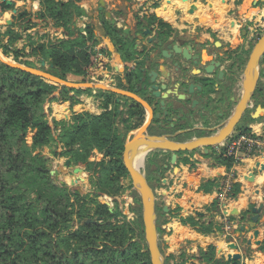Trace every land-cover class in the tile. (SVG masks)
<instances>
[{
    "label": "trees",
    "instance_id": "16d2710c",
    "mask_svg": "<svg viewBox=\"0 0 264 264\" xmlns=\"http://www.w3.org/2000/svg\"><path fill=\"white\" fill-rule=\"evenodd\" d=\"M7 1L0 0V16L14 9V5H9ZM81 1L69 0L64 3L59 0H40L37 19L53 21L55 26L64 29L66 38L47 41L43 36L39 41L31 42L27 48H30V56L40 58L50 66L48 70L42 68L43 71L63 81H68L69 76H75L83 78L85 84L100 83L110 75V53L99 42L93 24L83 29L76 27L75 20L83 16V9L79 6ZM124 1L130 3L132 0ZM31 18L32 15L27 11L17 16V20L26 22L29 29L32 26ZM137 20L140 32L141 28L149 30L151 35L155 34L165 44L174 34L169 25L155 17L138 16ZM105 25L106 33L112 37L115 45L122 47L123 51L126 49V52L121 53L124 62L132 61L126 46L132 49L134 43L120 38L122 30L107 23ZM12 36L16 37L12 30L7 34L0 32V48L4 54H12L16 63L37 69L36 64L24 62L26 48L11 49L14 40ZM6 37H10V42L4 47L2 39ZM135 70L139 68L126 73L128 87L118 78V89L134 92L139 84V75ZM58 90L60 94L55 96ZM88 91L75 92L82 94ZM70 92L69 88L49 84L42 78L0 60V264H151L136 189L131 187L132 201L128 205V210L136 216L134 219L119 222L121 212L118 203L115 201L114 209L110 207V199L123 191L121 180L129 177L123 161L126 141L131 132L144 125L147 112L142 105L133 101L134 105L127 106L119 114L120 105L115 103L116 99L131 100L112 92H101L105 101L102 103L104 112L100 117L88 113L73 115L69 123L54 121L53 130L48 123L49 114L44 109L45 104L49 101L70 102L73 105L75 100L69 97ZM111 105H114L112 110ZM158 123L154 121L149 128L150 136L174 135L189 129L186 124L171 128L166 123V127H169L159 132ZM59 126L60 133L57 136L54 132ZM29 130L34 133L31 146L27 144ZM249 131L245 126L238 130L242 133ZM201 136L204 135H198ZM189 139L190 136L182 135L175 140L183 143ZM59 147L63 151L58 154ZM43 148L52 150L55 157H70V161L76 164H85L87 172L91 174L95 192L81 195L65 185H54L45 166L47 159L33 154L34 150ZM93 150L104 156L101 163L89 162ZM212 156L210 154L206 157ZM215 157L217 163L226 166L228 170L235 165L232 159L225 158L223 154ZM167 159L170 162L171 153L155 151L145 161L143 171L156 196L157 189L162 187ZM31 174L46 180V186L41 190L43 194L36 199L23 189V183ZM236 194L233 187L232 195ZM212 209L220 211L218 202ZM156 214L161 254L165 264H169L173 255L167 252L164 242V238L169 235L164 228L168 224V217L164 205L158 200ZM76 221L81 222L77 229L74 226ZM238 230L241 234L239 241L251 231L248 226L242 225L238 226ZM200 231L208 234L211 227H203ZM215 251L211 247L208 253L203 254L206 262L241 264L242 259L232 263L228 259L216 260Z\"/></svg>",
    "mask_w": 264,
    "mask_h": 264
},
{
    "label": "crops",
    "instance_id": "0c3cea01",
    "mask_svg": "<svg viewBox=\"0 0 264 264\" xmlns=\"http://www.w3.org/2000/svg\"><path fill=\"white\" fill-rule=\"evenodd\" d=\"M10 1L11 5H14V9L0 16L1 33L10 28L14 30V34L19 33V39L22 40L23 33L18 32L17 26L14 25L16 24L15 18L19 11H27L34 16L31 19L34 24L32 23L31 28L28 29L30 35L34 36L37 33L46 35L47 41L49 39L56 41L66 38L64 29L55 26L53 21L43 22L35 18V15L40 11V0L36 2L33 0ZM59 1L67 3L69 0ZM256 1L187 0L185 2V0H132L129 3L124 0H82L79 6L83 9V16L75 20V25L78 29H83L89 24L94 25L99 42L110 53L112 69L109 76L113 74L122 76L124 70L131 69L132 71L137 67L140 69L149 66L145 61L147 56H152L154 60L159 59L156 55L157 52L154 55L151 51L153 45H149L143 35L141 36L138 27V16L142 18H157L160 22L169 25L175 36L177 35L180 39L186 37L199 43L206 42L209 51L205 53L206 60L204 62L206 63L218 57L222 58L226 52L229 50L234 51L239 46L241 53L249 52L251 49L249 41L256 27L259 26V22H264V2L254 6ZM101 2L104 3L102 12L99 11ZM111 12L112 18L129 31L131 38L135 39V42H130L134 43L132 49L126 46L132 57V61L129 63L124 62L121 54L126 52V49L124 51L121 50L122 47L115 45L112 37L106 33L105 24L109 23L105 14ZM136 62H139L138 66ZM153 69L154 67H152V71ZM158 70L164 77H168L169 71H175L173 65L170 66L168 71L164 67V60L161 58L159 59ZM194 70H191L192 74H196ZM135 73H138V71L135 70ZM109 76L100 83L92 82V86H95L98 90L105 91L100 86L106 85L109 88ZM68 80L81 85L80 88H75L76 90H85L82 87L85 85L83 78L69 76ZM122 83L126 87L129 86L124 81ZM241 86L244 88V81ZM242 89L239 90L241 91ZM109 90L115 91L116 88H110ZM135 90L134 92L121 91L134 94L152 105L155 104L156 100L151 98L147 91L143 92L141 90V94L138 95ZM241 93L243 94V92ZM70 96L74 98L75 104L72 105L70 102L55 103L50 108L51 112L48 119L62 123L70 122L73 115L89 113L100 117L104 112L101 104L102 98H97L93 95V92L91 94L71 92ZM130 97L127 96V99L132 100ZM235 97V95L228 96L224 105L220 102V110L216 114L222 115L216 118V121L209 122L208 117L203 118L201 121L197 119V122H199L195 124L198 129H184L176 132L173 136L188 135L191 139L187 141L210 137L212 135L210 132L221 128L231 119L230 117L235 111L232 106L235 103ZM61 108H65V110H61ZM157 113L161 112L157 110ZM148 118L149 114L147 113ZM166 123L167 121L163 123L164 127H158L157 131H164ZM202 123L209 127L213 125L218 127L213 130H207V133L199 132L202 130L199 129ZM184 124L182 121L176 122L178 126H183ZM246 128L255 136H264V121H253ZM198 135L204 136L198 137ZM230 138L214 148L215 152L212 158L206 157L210 153L202 149L189 152L188 154H178L175 166L171 165V160L170 162L168 159L165 161L167 165L164 167L162 187L158 188L156 192L157 200L164 205L165 210L169 209V213H167L168 224L165 226L169 235L164 238L167 252L173 255V259L169 264H210L205 261L203 254L208 253L211 247L216 249V260L228 259L229 256L239 254L242 257L241 264H264V210L258 226L261 232L260 243L253 242L249 245L253 230L249 231L246 236H242V241H239L241 234L238 230L240 225L248 226L250 220L248 217H251V215H248L247 212L260 204H264V151L262 155L245 159L231 170H228L226 166L217 163L215 156L220 154L218 151H222L227 147ZM144 148L148 147H143L142 149ZM90 157L93 162L101 163L104 159V156L97 150H93ZM230 175H233L231 182L234 186V192L237 191V194L233 195L232 200L225 204L226 209L223 208V212H225L226 216L233 211L238 212L239 215L222 218V211L218 212L212 208L218 202L221 190ZM252 175L255 177L253 178ZM243 217L245 218L244 222L242 221ZM227 224L232 229L230 232L225 230ZM208 226L211 227V232L208 234L201 233L200 229ZM243 238L245 241H243ZM234 244L237 246L236 251L231 249Z\"/></svg>",
    "mask_w": 264,
    "mask_h": 264
},
{
    "label": "water",
    "instance_id": "95a60500",
    "mask_svg": "<svg viewBox=\"0 0 264 264\" xmlns=\"http://www.w3.org/2000/svg\"><path fill=\"white\" fill-rule=\"evenodd\" d=\"M26 1V0H22ZM34 2L38 0H33ZM187 0H185L186 2ZM10 5L11 2L7 1ZM264 2V0H257L254 6H258ZM104 3L101 2V8L99 11H103ZM107 22L122 30V37L129 36V31H127L123 26L120 25L117 20H114L111 13L105 14ZM152 32L141 28V36L150 37ZM133 41V40H131ZM174 41L170 40L168 43L172 44ZM149 44L156 43V39L150 38ZM185 43L174 44L164 49V44L158 43V48L161 51L157 52V56L164 60V67L168 69L171 65L175 68L174 72L169 71L168 77H164L162 73L158 70L159 59L154 60L152 56H148L145 61L149 64L146 68H140L138 70L139 75V86L136 88L135 93L139 94L141 90L147 91L151 98L155 99V104L143 101L142 98H138L136 95L125 93L118 90H112L113 93L124 96H131L132 100H135L140 105H142L149 118L146 120L144 125L128 136L125 144V151L123 155L124 165L128 171L129 178L133 183V187L136 189L141 203V219L145 231V240L148 248V254L150 255L151 264H165V260L161 254L160 250V240L157 231V214H156V204L157 196L151 186L149 185L145 173L142 168L135 167L133 160L139 153V150L143 147H148L149 151L144 158V167L147 156L155 151H162L172 153L171 165L175 166L178 160V154L186 152H194L196 150L204 149L211 155L214 154V148L219 146L223 141L230 138L235 132L243 119L245 112L248 109V103L251 100L253 94L255 93L256 87L260 78V66L259 61L264 55V36L260 38L254 48V52L251 53L248 64L244 71L243 81H244V93L242 99L238 100L239 103L235 109L233 115L230 117L225 125L210 132V137H202L193 139L187 142H177L176 136L165 135V136H150L148 133L149 127L152 121L155 119L159 121L158 127L162 128L163 123L167 121L171 128H175L176 122L192 121L197 123V119L200 117L209 118V122L216 121V118L221 117L222 114H216L220 110V101L212 95L211 92L208 93L206 98L198 96L194 90L195 83L193 78L200 77L203 74L207 82L212 83L215 80V75L218 72L219 80H222L225 76V72L222 70V64L216 60L210 62H204L206 60L205 53L203 56L195 53V49L191 45H186ZM219 45V44H218ZM0 60L7 65L21 69L27 73L34 76L42 78L48 83L56 86H66L71 87V84L66 83L62 79L53 76L47 71H43L39 68L33 69L26 66L17 65L15 63L8 62L6 59L0 57ZM42 64L45 65L44 61ZM139 65V62H136ZM53 67V66H51ZM152 67H154L152 71ZM133 68V67H132ZM136 69V68H135ZM197 69L196 74H192L191 70ZM141 85V87H140ZM211 85V84H210ZM74 88H79L73 85ZM84 89L95 88V86L83 85ZM141 89H140V88ZM262 100L261 104L258 105L256 111L251 114V119L253 121L262 120L264 117V89L260 91ZM227 97V96H226ZM225 99V98H224ZM159 110L161 113H157ZM176 119V120H175ZM51 129H55L54 121L52 119L48 120ZM71 164L70 160L66 162V168H69ZM76 173L81 172L80 169L75 170ZM254 178L255 176L252 175ZM264 210V204H260L257 207L252 208L247 213L251 215L248 223L250 230H253L249 245L253 242L260 243L259 237L261 232L258 229L260 225L262 212ZM164 211L169 213V209ZM168 211V212H167ZM238 216V212L233 211L226 217ZM224 215L222 218H226ZM245 218H242V221ZM264 237V232H263ZM264 244V242H263ZM232 250H237V246L234 244L231 246ZM264 251V250H263ZM242 257L239 254L229 256V262H236L241 260Z\"/></svg>",
    "mask_w": 264,
    "mask_h": 264
},
{
    "label": "rangeland",
    "instance_id": "374dc122",
    "mask_svg": "<svg viewBox=\"0 0 264 264\" xmlns=\"http://www.w3.org/2000/svg\"><path fill=\"white\" fill-rule=\"evenodd\" d=\"M8 1L11 2L10 0H8ZM21 12H23V11H19V13H21ZM17 16L15 18L16 24H14V25L17 26L18 32L23 33V36H22L23 39L22 40L19 39V36H20L19 33L14 34L16 37L14 38L12 36L14 40L13 41L11 40L13 42L11 49L22 50V49L26 48L27 56L23 57L24 62L25 63L26 62L34 63L38 66L39 69L42 70V68H44L45 70H48L50 68V66L44 60H40V58L30 56L29 55L30 48H27L31 42H34V41L37 42L40 40L41 37L46 36V35H39V33L35 34L34 36L30 35L29 34L30 32L28 30L29 27L25 25L26 22H20L19 20H17ZM33 17L34 16L32 15V18ZM35 18H37L36 15H35ZM31 23H33V22L31 21ZM9 30H12V29L8 28V30L3 31L2 34H7L9 32ZM12 31L14 32V30H12ZM9 39H10V37L9 38L6 37V38L2 39V44L4 45V47H6L9 44V42H10ZM0 57L6 59L8 62H11V63L13 62L17 65L25 66V65L16 63L14 61L12 54H10L9 56H6L4 54V50L1 48H0ZM42 61H44L45 65L42 64ZM65 82L72 85L71 87L64 86L66 88H69L72 92L78 91L74 88L73 85H75L79 88L81 86V85L75 84L74 82L69 81V80L65 81ZM49 84H51V83H49ZM92 84L93 83H89V84H85V85L92 86ZM83 88H85V87H83ZM100 88H103L105 90L109 89L106 85L100 86ZM60 90H58L55 93V96H59ZM80 90H82V89H80ZM85 90H89L88 92H85L86 94H91L93 92L94 96H96L97 98H102L101 97L102 91L98 90L97 88H88ZM82 91H84V90H82ZM118 91H121V90L119 89ZM70 94H71V92H70ZM70 94H69V97H71ZM66 103H69V102H66ZM54 104L55 103H50L49 101L45 104L44 109H45L47 114H49L51 112L50 108ZM101 104H102V102H101ZM126 106L127 105L120 106L118 113L121 114V111L123 109H125ZM67 123H69V122H67ZM59 133H60V127L57 128V131H55L54 134L58 136ZM33 135H34L33 131L29 130L28 135H27V144L29 146H31V143H32L31 139H32ZM62 151L63 150L61 147H59V149L57 150L58 154L61 153ZM33 154H34V156L39 154L43 158L47 159L48 162H46L45 166H46L47 171H49V173L52 177L51 181L54 185H59V186L65 185L72 192H79L81 195H87V194L95 192L96 188H93V181L91 180V174H89L87 172V167L85 164H81V163L76 164L75 162L71 161L70 167L66 168V162H67V160H71V158L70 157H68V158L67 157H63V158L62 157H55L53 155V151L50 150L49 148H43V149H39V150L36 149V150H34ZM89 162H93L91 160V157H89ZM141 168H142V170H144L145 169L144 165ZM76 169H80L81 172L76 173L75 172ZM43 186H46V180L42 176L38 177L36 174L28 175L27 181H25L23 183V189L29 191L31 193V196L33 199H36L40 194H43L41 191ZM121 186L123 188V191L121 192V194L119 196L115 197L114 199H110V207L112 209H114V207H115V201L119 205V210L121 212V215L118 218L119 222H122L125 219L132 220L136 217L135 214H132L128 210L129 209L128 205L132 201V198H131L132 188L131 187L133 186V183L131 182L130 178L128 177L127 179L121 180ZM80 223H81L80 221H76L74 223L75 229L78 228Z\"/></svg>",
    "mask_w": 264,
    "mask_h": 264
},
{
    "label": "flooded vegetation",
    "instance_id": "af4514ba",
    "mask_svg": "<svg viewBox=\"0 0 264 264\" xmlns=\"http://www.w3.org/2000/svg\"><path fill=\"white\" fill-rule=\"evenodd\" d=\"M122 34H121V36H122ZM262 36H264V22H259V26L256 27V30L254 31L252 38L249 41L250 46H251V49L249 50V52H246V53L242 52L241 53L240 52L241 48L239 46L234 51L229 50L228 52H226L222 58L218 57L215 59L217 62L222 64L221 68L222 67L224 68L223 71L225 72V76L223 77L222 80H219L218 72L216 73L215 80L212 81V83L207 82V80H205L204 77H201V76H203V74H201L200 77L193 78V82L195 83L194 90L196 91L197 95L201 96L204 99L207 97L208 93L211 92L212 95H214V97H216V99L222 103V105L225 104V99H228L227 98L228 96L235 95L236 96L234 99L235 103H233L232 106H233V108L236 109L238 104H239L237 101L242 99V96H243V94L241 92L244 93V88L241 86V83L243 82L244 71H245L246 66L248 64L251 53L254 52L255 46H256L258 40L260 38H262ZM121 38H123V37H121ZM144 38L147 41H149L150 38L156 39V43L149 44V45H153V48L151 51L154 55L156 54V52H159V53L161 52L158 48V43H161V42L155 37V34L151 35L150 37L148 36V37H144ZM123 39H125L126 41H129V42H135V39L131 38L130 36H126ZM131 40H133V41H131ZM170 40H173L174 42L172 44H170V43L165 44L164 42H162L164 44V49L168 48L171 45L173 46L174 44H180L182 42V43H185L186 45L193 46V48L196 51L195 53L200 54L201 56H203L204 53L209 52L207 49L208 44L206 42L199 43V42L194 41L193 39L186 38V37H182L180 39L177 35L175 36V34H173L170 37ZM186 45H184V46H186ZM259 66H260V78H259L258 85L256 87L255 93L253 94L251 100L248 103V109L245 112L242 121L238 125L236 132H238V130L243 126L248 127L249 124H251L253 122V120L251 119L250 116L252 113H254L256 111L258 105L261 104L260 100H262L261 99L262 96H260L261 95L260 91L264 89V81H263L264 80V55L261 57V59L259 61ZM175 69H177V68L174 67V70ZM194 71L197 73V69H195ZM127 72H131V69L127 70V71L124 70V73L122 74V76L118 75V74H113L112 76H109V78H108L109 89L110 88L118 89L117 88V86L119 85V79L118 78H121L122 82L124 81L128 84V80L125 77ZM138 86H139V84L136 87H138ZM140 87H141V85H140ZM109 89L102 91V92H112V90H109ZM239 89H242V90L240 91ZM140 94L141 93H139L138 95H140ZM118 96H121V95H118ZM122 97H124V96H121V98ZM102 100L105 101V98L102 97ZM133 101L135 102V100L127 101L125 99L122 100V99L117 98L115 103L119 104L120 106H122V105L131 106V105H134ZM127 106L125 109H123L121 111V113L127 109ZM113 108H114V105H111L110 110H112ZM199 120L200 121L203 120V117H200ZM154 121H156V120L154 119L152 121L151 125L153 124ZM260 121H264V117ZM185 124L188 126L189 129H194V130L198 129V128H196L197 125L192 121H187V123H185ZM151 125H150V127H151ZM168 127L169 126L167 125V127H165V128H168ZM217 127H218L217 125H213V126L209 127L208 125L206 126L205 124L202 123L201 127L199 128L202 130L201 131L197 130V131L207 133L208 132L207 130H209V129L213 130V129H216Z\"/></svg>",
    "mask_w": 264,
    "mask_h": 264
},
{
    "label": "built area",
    "instance_id": "2783aa9c",
    "mask_svg": "<svg viewBox=\"0 0 264 264\" xmlns=\"http://www.w3.org/2000/svg\"><path fill=\"white\" fill-rule=\"evenodd\" d=\"M263 151L264 136H255L251 132H236L229 139L227 147L224 150L218 152L223 154L225 158L232 159L235 165H237L239 162H242L245 159L262 155ZM232 179L233 175H230L229 179L226 180L225 185L221 190L222 192L219 195L218 208L222 211L224 216L226 215L225 212H223V208L226 209L225 204L231 201L233 197L232 192L234 186L231 182ZM225 230L230 232L232 229L227 224Z\"/></svg>",
    "mask_w": 264,
    "mask_h": 264
},
{
    "label": "bare ground",
    "instance_id": "6f19581e",
    "mask_svg": "<svg viewBox=\"0 0 264 264\" xmlns=\"http://www.w3.org/2000/svg\"><path fill=\"white\" fill-rule=\"evenodd\" d=\"M142 149V148H141ZM149 148H144L139 151L138 155L134 159V165L137 168H141L144 165V158L148 153Z\"/></svg>",
    "mask_w": 264,
    "mask_h": 264
}]
</instances>
